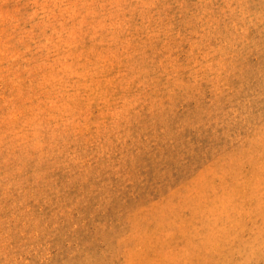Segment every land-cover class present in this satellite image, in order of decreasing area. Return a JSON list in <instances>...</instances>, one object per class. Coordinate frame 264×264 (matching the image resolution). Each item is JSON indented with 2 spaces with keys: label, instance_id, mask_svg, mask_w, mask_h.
Segmentation results:
<instances>
[{
  "label": "rangeland",
  "instance_id": "rangeland-1",
  "mask_svg": "<svg viewBox=\"0 0 264 264\" xmlns=\"http://www.w3.org/2000/svg\"><path fill=\"white\" fill-rule=\"evenodd\" d=\"M0 264H264V0H0Z\"/></svg>",
  "mask_w": 264,
  "mask_h": 264
}]
</instances>
